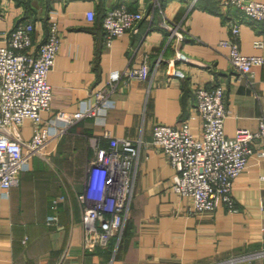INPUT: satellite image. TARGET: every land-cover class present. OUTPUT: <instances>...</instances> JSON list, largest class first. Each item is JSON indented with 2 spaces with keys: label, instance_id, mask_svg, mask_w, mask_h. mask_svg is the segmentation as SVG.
Listing matches in <instances>:
<instances>
[{
  "label": "crops",
  "instance_id": "obj_1",
  "mask_svg": "<svg viewBox=\"0 0 264 264\" xmlns=\"http://www.w3.org/2000/svg\"><path fill=\"white\" fill-rule=\"evenodd\" d=\"M121 3L142 9L144 18L137 31L107 45L102 17ZM87 11L94 12L93 22ZM26 21L34 24L37 46L49 22L61 37L47 77L52 100L42 113L44 124L59 129V112L91 107L101 89L109 101L97 115L68 126L46 154L33 156L17 185L0 190V264H264V158L252 154L233 182L235 212L218 207L197 213L191 197L171 189L175 170L151 143L158 123L173 126L188 119L193 135H199L196 87L223 83L227 137L239 128L256 130L264 121V64L245 76L232 68L229 48L220 44L229 32L219 0H0V34ZM167 22L184 28V39H169ZM255 39L264 41V26L245 20L242 54L264 56V47L253 46ZM145 57L147 79L123 76ZM174 69L183 76L172 75ZM20 131L29 140L33 123L25 119ZM105 133L139 142L140 148L121 236L108 250L89 252L83 245L81 196L90 161L98 150L109 149ZM49 215L57 222L47 223Z\"/></svg>",
  "mask_w": 264,
  "mask_h": 264
},
{
  "label": "built area",
  "instance_id": "obj_2",
  "mask_svg": "<svg viewBox=\"0 0 264 264\" xmlns=\"http://www.w3.org/2000/svg\"><path fill=\"white\" fill-rule=\"evenodd\" d=\"M158 2V0H152ZM229 38L220 42L229 48L228 60L240 75L252 73L264 64V56L244 55L239 48L241 26L245 20L264 26V2L255 0H219ZM93 22V11L86 12ZM144 18L142 9L130 10L124 3L109 8L102 17L104 39L110 45L114 38L137 31ZM168 38L184 39L186 30L172 22L163 24ZM180 27V28H179ZM34 24L18 22L0 34V190L17 185L20 173L35 155L46 154L47 146L62 135L68 126L83 117H93L108 103L105 90L94 93L91 107L73 113L59 112L57 130L43 123L42 113L51 107L52 87L47 81L57 54L61 37L55 22L48 23L46 38L35 44ZM255 48L264 41L255 39ZM150 74L147 57L136 67L126 69L127 79L145 80ZM174 76H183L178 70ZM224 85L210 89L196 87L194 110L200 117L199 135H193L188 119L170 126L158 123L153 127L151 143L167 157L175 170L171 189L180 196L192 198L194 211H214L218 207L228 212L237 210L232 185L246 169L252 154L264 158V121L259 128H239L232 137L223 130L228 109L224 101ZM25 119L33 123L29 140L21 137ZM109 149L98 150L87 167L82 213L83 245L89 251L106 250L113 239H119L128 216L133 195L134 167L140 143L110 137ZM62 198V197H60ZM49 215L47 223H56Z\"/></svg>",
  "mask_w": 264,
  "mask_h": 264
},
{
  "label": "trees",
  "instance_id": "obj_3",
  "mask_svg": "<svg viewBox=\"0 0 264 264\" xmlns=\"http://www.w3.org/2000/svg\"><path fill=\"white\" fill-rule=\"evenodd\" d=\"M17 23H18V22H17ZM101 25H102V23H101ZM110 244H111V243H110ZM109 247H110V246H109ZM109 247H108V248H109ZM106 250H108V249H106Z\"/></svg>",
  "mask_w": 264,
  "mask_h": 264
}]
</instances>
